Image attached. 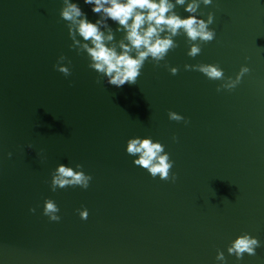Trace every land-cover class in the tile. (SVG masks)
Segmentation results:
<instances>
[{"label":"water","instance_id":"95a60500","mask_svg":"<svg viewBox=\"0 0 264 264\" xmlns=\"http://www.w3.org/2000/svg\"><path fill=\"white\" fill-rule=\"evenodd\" d=\"M62 3L0 0V264H219L217 250L227 264H264V0L201 5L203 18L214 14L216 38L191 58L177 36L165 61H147L137 83L121 88L69 48ZM61 54L69 77L53 67ZM186 63H218L233 78L241 65L250 72L217 92L222 81ZM169 110L189 123L169 120ZM134 136L165 145L175 183L132 163L125 146ZM59 163L82 164L89 188L53 192ZM45 198L59 206V222L42 214ZM244 232L262 246L237 261L227 247Z\"/></svg>","mask_w":264,"mask_h":264},{"label":"clouds","instance_id":"9594fccd","mask_svg":"<svg viewBox=\"0 0 264 264\" xmlns=\"http://www.w3.org/2000/svg\"><path fill=\"white\" fill-rule=\"evenodd\" d=\"M96 15L91 20L80 7L79 0H63L59 15L66 22L68 36L71 40L69 48L78 54H85L88 67L95 71L104 82L121 88L125 84L135 85L147 61L159 66L165 61L169 51L177 48L176 37L186 38V55L195 58L202 51L201 43L211 42L216 38V30L210 25L214 23V14L209 12L206 18L199 11L200 6H209L213 0H83ZM183 7L186 16H181L176 8ZM111 21V23H110ZM112 24L116 27L113 28ZM117 33H120L117 39ZM71 60L64 54L57 57L53 65L55 70L69 77L72 74ZM172 75L179 71L177 67L164 64ZM186 71H198L209 80H219L217 87L231 91L240 84L245 74L250 72L247 65H241L235 78L225 76L218 63L185 64ZM100 83V80H97ZM168 119L185 125L189 121L176 111H168ZM177 138L174 136L173 141ZM31 149L32 145L29 144ZM125 152L131 156L132 163L145 170L151 177L176 182L177 176L171 170L175 161L170 158L165 145L151 136H134L126 141ZM12 152L7 153L11 159ZM93 177L84 171V166L76 163H59L51 173L50 187L53 192L58 188L79 187L87 190ZM35 213L36 209H30ZM82 220L89 216L87 207L76 210ZM60 208L51 198H45L42 214L50 222H59ZM260 240L248 232L233 239L227 247V253L234 255L237 261L244 254L256 255L261 247ZM219 264H227L225 253L217 250L215 257Z\"/></svg>","mask_w":264,"mask_h":264}]
</instances>
